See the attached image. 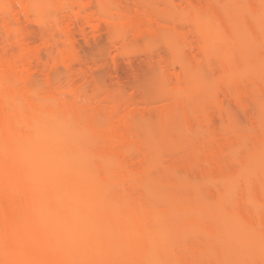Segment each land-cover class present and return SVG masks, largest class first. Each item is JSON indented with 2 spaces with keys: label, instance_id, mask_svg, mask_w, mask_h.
<instances>
[{
  "label": "bare ground",
  "instance_id": "bare-ground-1",
  "mask_svg": "<svg viewBox=\"0 0 264 264\" xmlns=\"http://www.w3.org/2000/svg\"><path fill=\"white\" fill-rule=\"evenodd\" d=\"M0 264H264V0H0Z\"/></svg>",
  "mask_w": 264,
  "mask_h": 264
},
{
  "label": "rangeland",
  "instance_id": "rangeland-1",
  "mask_svg": "<svg viewBox=\"0 0 264 264\" xmlns=\"http://www.w3.org/2000/svg\"><path fill=\"white\" fill-rule=\"evenodd\" d=\"M105 39L103 37L102 40L99 43L100 45H98V46L95 45V46H93L94 48L93 47L92 48L91 47L88 48V46H83L82 45L83 48L81 49L82 51H80V53H81L80 56H82V58L84 60H86L87 63L93 62V64L96 65L94 70H93L94 71L93 77L95 78V80L98 81L97 82L98 85H100L101 87H104V88L107 87L109 89H112V90L116 91L117 88L115 86H113V84H112V78H114V73H113L112 70H110L107 66L104 65V63L109 60V56H108L109 55L108 54L109 48L107 46V41ZM152 50H158L159 52L164 53V50L161 47L160 43H157L155 41H144V42H139V43L133 44L132 46L127 48V52H129L132 55V57H131V55H129L130 56L129 59L132 58L131 59L132 61L131 60L129 61L128 58H124L123 59L122 57H120V59L121 58L122 59L121 60L119 59V62H118L119 68L117 70L119 72L117 71V74L120 76L121 80L123 81L125 95L127 96V97L126 96L125 97L128 98L129 95H131V96L134 95L135 97L133 96V98H136V100L138 98L137 101H139V100L141 101V103H139L140 105H143L144 102H146V103H150L151 102L150 104H152L153 103L152 101H154L155 98H156L155 97L156 94L161 92L160 85L157 86L158 85V83H157L158 77L156 76V74H154L155 70H153V68L151 66H149L148 63H146L147 62L146 61V55H147V53L149 51H152ZM109 52L111 53V50ZM127 60L129 61L130 65H128V63H126ZM131 65H132V68H130ZM133 70H136V72L133 71ZM109 74L112 77H110ZM133 74H135V75H133ZM108 76L110 77L111 80H109ZM146 103H144L143 106H145ZM150 106H152V105H149V106L146 105V107H150ZM153 107H154V104H153ZM230 108H231V112L235 115V119H237L236 122L240 123V125L241 124L243 125L245 123L243 125V126H245L246 122L243 121L245 118L242 115V113L234 105L232 106V104H231ZM151 111H153V110H151ZM151 114L153 115V112ZM151 117H152V119H150V120L155 119V116H151ZM148 120H149V117H148ZM154 121H156V120H154ZM153 123H155V122H153ZM155 136L157 137V134ZM174 136L176 137L178 135H174ZM159 137H160V135H159ZM180 137H182V135ZM180 137H179V139L178 138H173L175 140H173L171 138V140H173L174 143H172L171 141L170 142H171V145L172 144L174 145V147H173V145L172 146L169 145V148L170 147L171 148H170V150L168 152H170L173 149H174L173 151H175L176 150L175 149L176 146H177V149L179 147L180 148L185 147L186 140L182 141V138H180ZM175 141H176V143H175ZM162 146L164 147V149L168 148V146L165 145V143H161V148L163 149ZM165 146H167V148ZM163 151H161V152L165 154V152H163ZM168 154L169 153H167V151H166V154L164 156L161 155V153L159 154V156L161 155V157L163 156V157L166 158V156H170ZM160 159H162V158H160ZM163 161L164 160L162 159V161H161L162 164L165 163V161L164 162Z\"/></svg>",
  "mask_w": 264,
  "mask_h": 264
}]
</instances>
